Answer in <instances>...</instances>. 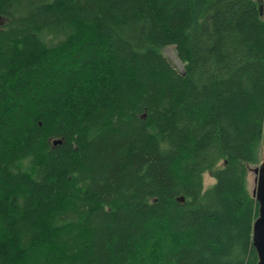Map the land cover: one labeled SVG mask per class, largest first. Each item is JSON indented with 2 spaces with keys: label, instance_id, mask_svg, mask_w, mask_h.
Here are the masks:
<instances>
[{
  "label": "trees",
  "instance_id": "1",
  "mask_svg": "<svg viewBox=\"0 0 264 264\" xmlns=\"http://www.w3.org/2000/svg\"><path fill=\"white\" fill-rule=\"evenodd\" d=\"M263 140L264 0H0V264H257Z\"/></svg>",
  "mask_w": 264,
  "mask_h": 264
},
{
  "label": "water",
  "instance_id": "2",
  "mask_svg": "<svg viewBox=\"0 0 264 264\" xmlns=\"http://www.w3.org/2000/svg\"><path fill=\"white\" fill-rule=\"evenodd\" d=\"M58 143H61V141L54 142V144ZM254 172L257 176V185L253 196L258 202L259 208L258 217L253 225V246L258 256L257 264H264V159L260 166L254 169ZM181 200L183 201V198Z\"/></svg>",
  "mask_w": 264,
  "mask_h": 264
},
{
  "label": "rangeland",
  "instance_id": "3",
  "mask_svg": "<svg viewBox=\"0 0 264 264\" xmlns=\"http://www.w3.org/2000/svg\"><path fill=\"white\" fill-rule=\"evenodd\" d=\"M164 55L165 57L169 60V62L180 72L184 71V63L180 60L178 53H177V49L174 45H169L166 46L164 49ZM264 159V140L263 143L261 145V151H260V163L256 164V165H250L249 166V170H248V177H247V186L248 189L251 193L254 192L255 188H256V174L254 172V169L257 168L258 166H260V164L262 163ZM205 182L206 185L212 184L213 183V179L210 176V174H206L205 176Z\"/></svg>",
  "mask_w": 264,
  "mask_h": 264
}]
</instances>
